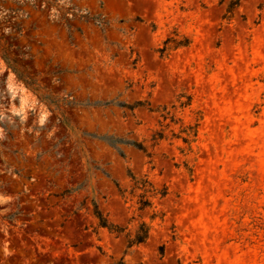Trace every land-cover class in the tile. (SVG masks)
Instances as JSON below:
<instances>
[{"label": "rangeland", "instance_id": "obj_1", "mask_svg": "<svg viewBox=\"0 0 264 264\" xmlns=\"http://www.w3.org/2000/svg\"><path fill=\"white\" fill-rule=\"evenodd\" d=\"M51 1L0 0L33 84L0 58V264H264V0ZM173 33L189 46L160 58ZM132 179L165 197L138 210Z\"/></svg>", "mask_w": 264, "mask_h": 264}, {"label": "trees", "instance_id": "obj_2", "mask_svg": "<svg viewBox=\"0 0 264 264\" xmlns=\"http://www.w3.org/2000/svg\"><path fill=\"white\" fill-rule=\"evenodd\" d=\"M43 4H47L49 6H53L54 2L51 0H42L41 6ZM238 0H230V3L227 7L226 12L229 14L230 11L237 7ZM69 11L61 15V21L64 22V26L66 30H70V26L67 23L69 20ZM79 20L83 21L84 23H87L89 20L93 22L94 25L103 28V23L98 18H89L87 15L84 16H78ZM190 44L189 40L183 38L182 40H179L177 38L176 34H172V37H168L165 39V41L162 43V46L156 50V53H158L160 58H166L168 53L171 51H174L176 49L180 48H186ZM0 58L5 63L6 67L12 71V73L16 76V78L24 84L26 87H31L32 81L26 76L25 72L20 69L17 66V63L14 58L9 56V48H6L3 44L0 43ZM139 104H136L135 106H127V105H118L119 107H125L128 110L132 111L134 107L138 106ZM186 104L180 105V107H184ZM162 120L168 119V112L165 111V109L162 110V115L160 116ZM172 122V120H171ZM165 128L168 127V125L164 126ZM196 126H188L185 128H181L177 134H175L173 137L175 139H180L184 144L190 145L195 141L196 138ZM163 139L162 131L155 132L151 136V141L153 144H156L157 142L161 141ZM107 145L116 150L118 154L123 157L122 153L119 151L118 146L119 145H125L130 146L137 151H140L142 153H146L144 148L137 143L134 142H124L122 140L116 139V138H110L106 140ZM147 156V155H146ZM133 187L131 189V194L139 192L137 197V202L135 205L137 206L138 210L143 211L145 209H152V203L148 200V197H151L152 199L158 198L162 199L166 195L165 189L162 190H156L152 187V185L146 180V179H132ZM120 195L123 197V192H120ZM92 214L94 219L96 220V224L98 228L105 229L111 234L116 235H123V237L126 240V244L128 247H134L138 246L140 244H143L147 241L149 237V227L148 225L141 223L138 228L133 232V234L124 233V229L119 228L118 226L108 222V220L101 214V212L98 210L97 206L95 204H92ZM156 214L154 213L152 215V218H155ZM159 254H163L162 247L159 248Z\"/></svg>", "mask_w": 264, "mask_h": 264}]
</instances>
